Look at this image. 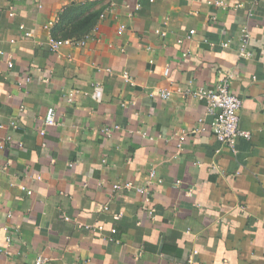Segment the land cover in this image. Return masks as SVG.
I'll use <instances>...</instances> for the list:
<instances>
[{
	"label": "crops",
	"instance_id": "crops-1",
	"mask_svg": "<svg viewBox=\"0 0 264 264\" xmlns=\"http://www.w3.org/2000/svg\"><path fill=\"white\" fill-rule=\"evenodd\" d=\"M0 50V264H264V0H0ZM223 77L233 150L192 96Z\"/></svg>",
	"mask_w": 264,
	"mask_h": 264
},
{
	"label": "built area",
	"instance_id": "built-area-1",
	"mask_svg": "<svg viewBox=\"0 0 264 264\" xmlns=\"http://www.w3.org/2000/svg\"><path fill=\"white\" fill-rule=\"evenodd\" d=\"M213 3L215 5L222 4V2L220 1H215ZM8 16L13 17L14 16L13 12H9ZM119 29L122 30L124 29V27L120 26ZM19 30L22 31L23 37L26 38L30 37L31 34L25 30L24 26L20 25ZM248 38H249V33L246 30V28H243L240 32V44L237 48V54L240 58L248 59L251 56V53L247 50ZM10 42L13 43L14 41L10 40ZM50 43L52 49H57L58 45L61 44L62 42L51 39ZM222 46L226 47L227 44L223 43ZM2 54L3 52L0 50V55ZM7 67L11 68L12 63L8 62ZM123 78L125 82L130 83V78L126 74L123 75ZM24 80L28 82L29 78L26 77ZM177 91L180 92V90L178 89ZM95 94L96 96H100L99 91H96ZM170 94L171 92L169 90H159L157 95L162 99H168L170 97ZM192 96L205 101L207 113L213 116V121L211 123V130L215 139L219 143L224 144L225 146L233 150L235 147L236 140L238 138L249 139L250 137L249 132L241 130L239 127V110L241 108L242 102L231 93L228 77L221 78L211 88L198 89L196 92L192 93ZM53 117L54 115L52 109H48L45 116V123L49 126L53 125L54 124ZM117 129L118 126H112L109 128H105L104 131L107 134H109ZM43 133L44 131H40L41 135ZM183 139L184 136H179L178 148L181 147ZM0 148H2L1 144H0ZM154 175L155 173L152 171L150 172L149 177L153 179L155 177ZM133 188H135V190L139 194L144 196L145 201L150 200L149 192L144 187H135L131 182H120L113 185L114 191L129 190ZM22 190L25 191L27 195L31 194V191L27 190L25 187H22ZM152 212L153 210H149L148 213L151 214ZM98 229H100V227ZM44 262H45L44 258L38 257L34 262V264H44ZM188 264H194L191 258L189 259Z\"/></svg>",
	"mask_w": 264,
	"mask_h": 264
},
{
	"label": "trees",
	"instance_id": "trees-1",
	"mask_svg": "<svg viewBox=\"0 0 264 264\" xmlns=\"http://www.w3.org/2000/svg\"><path fill=\"white\" fill-rule=\"evenodd\" d=\"M71 20H68L67 24H69L68 31L65 30L63 33V37H75L79 38L80 36L84 35L86 32L89 31L92 19L90 17L81 19V20H72V16L74 15V10L71 11ZM60 22L67 21V17L65 13L61 16ZM60 29V28H59Z\"/></svg>",
	"mask_w": 264,
	"mask_h": 264
}]
</instances>
